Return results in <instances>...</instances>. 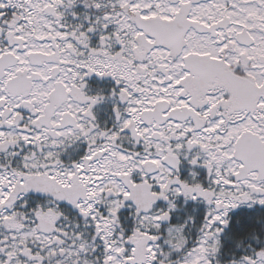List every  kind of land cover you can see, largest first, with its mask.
Wrapping results in <instances>:
<instances>
[{"label": "flooded vegetation", "instance_id": "af4514ba", "mask_svg": "<svg viewBox=\"0 0 264 264\" xmlns=\"http://www.w3.org/2000/svg\"><path fill=\"white\" fill-rule=\"evenodd\" d=\"M258 16L264 0H0V264H122L172 222L218 241L264 208ZM142 92L144 132L120 146ZM110 133L120 195L96 193Z\"/></svg>", "mask_w": 264, "mask_h": 264}, {"label": "trees", "instance_id": "16d2710c", "mask_svg": "<svg viewBox=\"0 0 264 264\" xmlns=\"http://www.w3.org/2000/svg\"><path fill=\"white\" fill-rule=\"evenodd\" d=\"M17 217H23V213L16 210ZM178 217L179 212L175 214ZM129 227L128 225H126ZM141 224L138 225V233H143ZM168 227H175L180 230V237L185 241L181 254H174L170 261L164 259L166 252H161L160 255L154 258L152 264H181L183 260L188 259L190 252L199 250L201 238L198 237L202 225L193 223L186 226H180L177 222H172L167 226H163V230ZM131 228V227H130ZM148 228V227H144ZM166 228V229H165ZM130 236V235H129ZM163 240H153V245H160L167 239V233L158 232V236ZM130 238V237H129ZM215 249L208 251L205 254L207 258L202 264H241V263H256L264 262V208L260 206L240 208L235 210L227 223L223 227L221 235L215 245ZM162 250V249H161ZM146 257V256H145ZM183 258V259H182ZM122 264H130L133 258H123Z\"/></svg>", "mask_w": 264, "mask_h": 264}, {"label": "rangeland", "instance_id": "374dc122", "mask_svg": "<svg viewBox=\"0 0 264 264\" xmlns=\"http://www.w3.org/2000/svg\"><path fill=\"white\" fill-rule=\"evenodd\" d=\"M254 19V18H253ZM257 23L259 25H264L262 19L258 16ZM123 85H127L129 88H132L133 83H131L129 80H124ZM145 91L146 88L144 87L142 91ZM143 94L133 102L129 106L124 107V113L123 115L125 116L126 114L130 116L129 119H122L120 124L118 125V129L116 131V134L119 135L121 132L123 133L122 135V141L120 146H123L125 144L130 145V139L133 136V133L135 132L134 130L138 129L140 133L144 132L143 128L139 127L138 124H135L134 130L132 128H128L131 125V122H133L134 119H138L139 117V110L141 107L149 105L151 103V98L148 97L147 92H142ZM120 131V132H119ZM177 131V129H176ZM146 132V130H145ZM114 133H110L107 135V142L105 145H102L100 149H105V151L108 152V155L103 159V161L100 162V167H98L97 170H101L102 172L106 174L105 176V181L106 184L102 187H99V190L96 191L97 194H102L103 191H111L114 195H120L122 191H124L119 183H116V176L118 172L123 170V172H130L132 170V166L128 163L129 158L123 156L118 150H116L115 145H113L110 141L113 138ZM116 135V136H117ZM96 148L91 150V154L95 152ZM120 163H123L120 165ZM33 165H31L32 167ZM125 167V168H124ZM30 169V168H29ZM225 181H228V178H225ZM217 180V178H216ZM93 191V190H92ZM94 192V191H93ZM253 199H255L257 202L258 201H263L264 198L259 199L257 196H253ZM13 211L11 210H6V211H1L0 212V219L3 218H10L12 217ZM103 223H95V227H98L101 229L103 227ZM149 228V227H148ZM158 229V227H155ZM31 233V232H30ZM211 234H214V231L211 232ZM204 237L202 238L199 246V250L196 249L194 252H190V255L188 256V259L183 260L181 264H202L204 263L203 261L207 258L205 256L208 251L214 250L215 245L217 244V239L214 236L212 239H207L206 233L203 235ZM156 238V237H155ZM38 243H41L37 241ZM30 243L35 244V242H30L27 241V244L30 245ZM45 243V242H43ZM160 245H150L147 249L149 250V254L145 255H140L136 258H133V264H152L154 261V258L158 257L160 253L158 250H161V252H166L164 254V259L166 261H170L172 259V256L174 254L180 255L183 247L185 246V241L181 239L180 237V230L175 228V227H169L167 229V239L163 241V243H159ZM36 245V244H35ZM30 249L34 250L33 247H30ZM92 258V257H90ZM90 258L84 259L86 260V263L82 264H93ZM183 259V258H182ZM112 261V264H120L118 259L115 257L106 260ZM131 264V263H130ZM241 264H264L262 261H258L256 263H241Z\"/></svg>", "mask_w": 264, "mask_h": 264}, {"label": "water", "instance_id": "95a60500", "mask_svg": "<svg viewBox=\"0 0 264 264\" xmlns=\"http://www.w3.org/2000/svg\"><path fill=\"white\" fill-rule=\"evenodd\" d=\"M148 112H145L144 114H143V118H144V116L147 114ZM172 161V160H171ZM173 162V161H172Z\"/></svg>", "mask_w": 264, "mask_h": 264}]
</instances>
